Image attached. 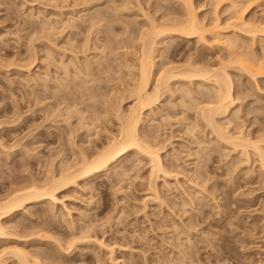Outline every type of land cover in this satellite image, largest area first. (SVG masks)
I'll use <instances>...</instances> for the list:
<instances>
[{
    "label": "rangeland",
    "instance_id": "rangeland-1",
    "mask_svg": "<svg viewBox=\"0 0 264 264\" xmlns=\"http://www.w3.org/2000/svg\"><path fill=\"white\" fill-rule=\"evenodd\" d=\"M124 1L0 0V195L4 194L9 188L14 187V185L16 186V182L10 183L11 180H27L29 178L31 179L37 177L39 178V180L42 181L45 178L46 171L50 169L51 166L58 167L60 162H71V160L73 159L71 153V149H73V146L75 149L85 148V150H88V153H91L92 155L94 151L96 152L107 143L106 140H108V137H110V135H118V121L112 114H107L104 112L103 105L104 102L107 100L106 98H108L109 95L114 94V89L116 87L118 89L116 88L117 90H115H119L118 96H120V94H124L121 97V99L124 97L121 102L122 110L124 112L127 111L128 108L133 104V99L131 97L126 96V91L128 89L127 84L133 82L132 78L128 77V72L126 73V71H128L129 68L131 70H134V68H132L131 66L127 68L124 65L119 64L118 61H114L113 59L117 57L118 59L115 60H121L122 58H124L121 54L126 53L125 51L130 52V49L131 52H133L131 44H134L135 38L137 44L139 43L137 40L138 38L136 37L138 33L137 26L139 25V23L140 25L144 23L145 21L143 20L145 19H143L144 17L141 15V11L139 10L137 2L140 1V5H142V9L145 13L149 12L150 16L153 15L152 17H157V19L159 18L161 13H164L166 10L167 11L165 13H172L173 15V13L175 12V14L177 15L174 14V17H179V13L182 12V10L184 9L182 7V4L178 2V0ZM192 1L193 6L196 7V15L198 17H201V19H204V21H210L209 19H213L217 13V15H220L219 17H221L219 21L222 22L227 17L226 15H228L229 13V9L225 8L226 5L220 4L217 7V4H213L215 2H213V0ZM179 3L181 4V6L179 5ZM214 5L217 8L214 7ZM127 7L131 10H129ZM160 7L161 9H159ZM171 8L173 9V11ZM246 15V18H253V16L255 18H259V16L261 17L262 14H260L258 8H253L251 12L249 11V13H246ZM117 17H120V22L117 20ZM125 23L131 25L126 31L127 36L126 34L123 35L126 36L127 40L135 37L133 40H126L130 47L121 46V44L124 43H120V41L124 39V36L121 34V32ZM91 26L93 27V29ZM109 30H113L111 31L113 33L118 32L117 35H119L118 38L120 40L118 38L116 40H118L117 42L119 43V45L115 43L116 40L114 44H112L114 46H116L117 44L118 47H120L119 49L118 47H116V49L114 47V49L117 50V53H121L119 55H117L116 53L114 55V51L112 54L110 53V55V47L105 48L104 46L106 45L107 40L110 39V36L107 38L108 34H110V32L107 33V31ZM225 30L228 32L223 33L224 35L233 36L229 28L228 30ZM88 36L90 38H88ZM235 36L238 41L241 42V44L237 42L239 43L238 45L242 46V48H240L241 51L249 53L256 52L255 54H253L256 57L263 59L264 54L260 51L262 50L260 49L261 46L264 44L262 42L264 40L263 36L256 37L255 42H253L252 38L242 36L238 33ZM84 38L87 40H85ZM175 38L176 39L171 44H168L169 46L166 44L158 45V47L161 46L163 48L161 49L163 52L167 51L166 53L171 58L172 62L175 63L174 65H176L177 62H179L177 63V65H179L180 63H182L181 65H183L185 61H183V59H187L190 54V58L192 59H194V57H198V59L200 60V57H203V59L205 60L204 61L202 59L203 62H206L207 60L206 63H208L209 65L211 64L209 62H212V65L215 68L217 67V65L220 66L218 62L225 60L222 61V63L224 62L225 64L228 61V52L225 53L226 50L224 51V49H222L223 47H220V45H212L209 47L208 45H206V43H202V45L201 42L199 43L195 38L186 39L178 36ZM165 41H167V39H165ZM247 42H249V45ZM82 44L84 45V47ZM107 44L108 45L106 46H110L109 42ZM193 48H195L194 50L198 53L199 56L197 55V53L193 54V52H195L192 50ZM103 49L107 52L106 54L103 53ZM82 50L85 51L83 52ZM257 53L261 55L257 56ZM86 55V58H88L87 60L84 57ZM103 56L106 57V59ZM218 57L221 60H219ZM73 58L76 62L83 61V64L85 62L91 63L93 60L90 59H94L95 61L98 58L99 62L104 60L103 62H101L102 67L100 68L102 69L105 66V68L103 69V71L106 69L104 71V74H101L103 73V71L100 73L97 70L98 66L96 65H99V62L97 63L96 61V64L94 63V61L92 62L93 64H90L91 67L89 69H91L92 71H88L89 74H92L91 76L88 75L87 79L92 80V78H94L92 80L93 82H90L91 84H89L88 82V84L90 85V88H87L89 89L88 92L92 91L93 93L94 90H96L95 92H99L98 94H100L99 97L97 96L96 98V103L92 101V103L94 105L96 104V106L92 105L90 100H88L89 103L87 101V104L91 105H89L88 107L86 101L82 99L84 98V96L81 98L82 100L80 98H77L78 96H76V99H80V101L78 100L76 102L75 92L77 91L75 90L77 89L75 88L77 87L75 86L78 82V79L80 81V77L75 79L74 82H71L72 84H75V88H73V85L70 84V81L72 80L71 77H73L72 73L74 71V67L72 64L67 65L69 67L68 70H72V73H69V71L67 74V77L71 78V80H69L70 86L67 87H71L75 91L74 92L72 90V93H74V97L73 94H69L71 90L68 91L66 88V90H64V88H62L63 86L60 87L57 84L56 77H58V75L59 78H61V76H66V74L63 75L64 73L61 67L62 65L60 63L64 62L63 64H65L69 61V59H72L73 61ZM79 58H81V60ZM41 59H43L44 62ZM155 59L157 60L158 57H156ZM123 60L120 62L123 63ZM109 61L112 69L114 70L108 69ZM231 61L233 63L234 60ZM231 61H229L230 64H228V68H226V71L229 73V76L231 73V78H235H232L234 84L232 87H235L236 84V87H239L240 97L239 100L236 101L238 102L240 110L239 117L242 116L240 120H243V124H241L243 129H241L244 132L246 130L247 132H252V134L254 133L260 135L264 131V111L260 112V109H257L258 112H255V108L264 106V75L263 77L258 76L256 79L257 82H255L254 80L252 82V80H248L249 78L247 77V75L244 74V72L239 71L235 68L238 67V65L234 64V66L232 65L233 67L230 66L232 64ZM76 62H74L76 65L80 63L82 64V62ZM236 62L237 61H235L234 63ZM55 63H57L58 65ZM115 65L119 66V68H117V66ZM120 65L122 66V68ZM124 67L127 69H125ZM116 68L119 69V71ZM96 70L101 74V76H103V79L101 76H99V78L103 80L102 82H98L99 80L97 76L99 74L97 75ZM120 70H123L122 72L127 75L121 78L126 80L125 84L124 80H119L120 77L124 75ZM110 73L113 76V79ZM115 73L117 74V77L116 75H113ZM80 75L81 74H79L78 76ZM52 76L54 77V79L52 78ZM104 76L106 79L104 78ZM82 77L84 81V78H86V76L82 75L81 80ZM37 78H40V80H38ZM87 79L85 81H87ZM107 79H110V82L107 81ZM94 80L96 81L94 82ZM111 83L117 85H112L113 87H115H112L114 92L110 91L112 88H108L111 86ZM78 85L80 86L83 84L81 82ZM84 85L83 90L87 87V84L86 87ZM121 85L124 87H122ZM178 85L179 84L173 86V89L174 87L176 88V86L178 87ZM96 87H98V89ZM123 88H125V90ZM121 89L123 91H121ZM242 90H245L246 93L245 91H243L245 93L244 94ZM177 91L176 94L178 95L179 92L177 93ZM71 96L75 100V104L72 101L73 99L71 98ZM241 96L243 97L241 98ZM164 97H168V100L169 94H165ZM173 99L172 101H178V98L176 100L175 98ZM83 101L85 102L84 104ZM237 102L235 103L236 105ZM163 103L166 105L168 101H163L162 104ZM58 104L59 106H61L59 107ZM85 105L89 109L86 108ZM160 105L161 103H158V106L160 108L162 106L163 111H165V108L167 106L164 107L165 105ZM255 105L259 106L257 107ZM92 106L94 108H97H95L94 111L93 109L91 111L90 107ZM156 106L157 105L154 106V110ZM252 106L255 107V110L251 109L253 108ZM176 108L172 110L174 116L172 117L171 115L165 120L159 118L160 113L155 112L156 114L154 115L156 116H154L152 112L145 111L146 113L150 112L153 115V117H151V114L144 113L145 115L143 116L146 117V120L147 118H151L155 121L156 124L154 123V121L152 123L151 120L150 122H147V124H145L144 126L142 125L143 127L141 126L142 131L145 130L144 132L151 133L152 135L155 133L154 136L156 137L154 138H157V141H162L165 144L164 151L161 152L162 161L164 165H166L165 167L170 169L172 173L173 171L174 173L177 171V174L175 176H173L174 174L170 172L171 174L169 177L162 178V176H160L158 177V179H156L155 184L159 188L158 191L160 192L157 193L160 198L158 196L156 197V194L152 192L149 187L148 182L150 181V175L148 173H150V166L148 164V160L145 159V157H140L131 153L122 160L123 163H118V166L121 167L116 168V170L118 171L117 175H110L108 173L107 176V173H102V176L100 175L99 177L91 178L88 180V183L85 182L88 187L84 186L85 184L83 181H79L76 187H71L70 190L62 192L60 197L61 199L63 198V207L60 204H56L54 208L51 209L50 205H48L47 202H42L30 206L28 208V210L31 211L30 213H28L29 211H26L27 213L23 211V215H19L18 218L24 220L25 224H27L28 226L32 225V229L28 227L30 229L29 231L33 232L41 229V227H39L38 230L36 228L43 222L44 219H46V221L49 223V228L46 227V230L48 229V233L44 229L46 231L45 233H47V238H49H44L41 240L39 238H36L35 235H33L31 237H35L34 244H32L33 242L30 241L31 243L28 242L26 246L29 244L30 245L28 247L32 248L35 246L37 248H41V246H44L43 248H41V250L54 253V244L58 241V239L59 241L62 240V242L66 239L64 242H67L68 240H70V236L73 232H82L85 229V232H87L85 234H88V238H90V236L92 237V235V238H97V236L98 239L101 238L102 243H104L103 247L101 246V244H99L98 246L95 241L92 242L95 239H88V243L86 242L87 238L83 239L81 240V242L85 241L84 244L77 243L79 246H77L78 248L73 250L72 248H70V250H65L62 253L65 254L66 252L65 257L63 255V260L66 263H63L264 264V180L262 181L261 179H258V177L260 178L261 175V170H259L258 166L259 162L256 160L255 157H252V159L246 163L239 162L238 159H241V156L238 155L239 153L235 150H230L228 147L224 149L221 144H214L215 142L211 140L214 138L210 134L208 129H204L203 131L202 127L200 128L198 126L194 127V129L190 132L187 131L184 127L186 123H192L191 120L193 121L194 118L193 112L189 111L187 113V111H184V113L182 114L181 112L183 111V108L181 106L179 108L178 106H176ZM263 108L264 107H261V110H263ZM71 109L72 112L73 110L81 109V112L78 110L80 113H76V111L72 113ZM248 109H251L252 112H254L246 114L248 112H251V110L249 111ZM172 111H170V114H172ZM75 113L76 115L74 116ZM165 113H163V115ZM178 113L180 115H178ZM96 115L98 116L96 117ZM146 115L151 116L147 117ZM181 115H183V117L187 116L186 118H188V122H186L187 120L185 121V119H183ZM79 116L85 117L84 120H86L87 116L90 120L88 119L87 122L85 121L87 123L86 124L82 119V122H84L86 125H82L84 123H82L81 121H79V123L81 122L82 124H79ZM90 116L93 120L90 118ZM104 117H107L106 120ZM108 117H110V119ZM63 118L66 121H64ZM252 118H254V121ZM157 120L160 122H158ZM91 123L93 125L94 123H96V125L93 126L91 125ZM88 125L91 126V128L89 127L87 130ZM97 126H99L98 129H96ZM103 127L105 128V130ZM79 128L80 130H78ZM257 128L259 129L257 130ZM254 129L256 130V132H262L255 133ZM183 130H186V132ZM69 135L70 138L68 137ZM203 141L204 144H202ZM198 142H202L201 145L197 144ZM201 147L206 148H204V150H201ZM209 149H212V153ZM207 150L210 152V156H208L209 158L206 156V153L208 152ZM195 152L200 154L197 155L198 157L200 156L199 158H202L200 159L201 161L198 160L199 162H197V156ZM202 152L204 155L202 154ZM217 152H219L220 154ZM201 154L204 157L201 156ZM237 156L240 157L237 159ZM57 157L59 158L57 159ZM37 158L40 161H38ZM195 161L197 162V167L194 165ZM202 161H204L203 167L205 168L206 176L204 175L203 168L202 170H200L199 168L200 165H202ZM192 169L197 170L195 174L196 177H193L194 174L192 173L195 172V170ZM119 172L122 174L121 176H119ZM109 179H111L112 181L111 184ZM163 179L166 181L165 183ZM168 182L170 185L168 184ZM166 183L167 185L164 186V184ZM200 188H202V190ZM261 209L263 212L261 211ZM44 214L48 215L49 217H44ZM33 223H38L39 225L37 224L38 226L36 227V224ZM89 224H91L90 227L86 229L88 227L87 225ZM192 225H194V227H191ZM91 227L94 228L92 229ZM44 230L42 231L44 232ZM88 230H91V232H89ZM31 237H29V239ZM54 239L57 240L55 241ZM38 241H40L41 243ZM85 244L87 246H85ZM104 245L108 246L105 247ZM51 246L54 247L52 248ZM111 247L113 248L112 252H110ZM28 249L30 250L31 248Z\"/></svg>",
    "mask_w": 264,
    "mask_h": 264
},
{
    "label": "bare ground",
    "instance_id": "bare-ground-1",
    "mask_svg": "<svg viewBox=\"0 0 264 264\" xmlns=\"http://www.w3.org/2000/svg\"><path fill=\"white\" fill-rule=\"evenodd\" d=\"M92 1V0H91ZM124 1V0H123ZM136 1V0H135ZM216 3H215V2ZM87 2V1H86ZM126 2V1H124ZM123 2V3H124ZM155 2V1H153ZM178 2H180L182 4V12H180L179 17H174L175 12L173 13H161V15L159 16V18L157 19V17L153 18L152 16H150L149 12L145 13L143 11V7L142 5H140V1H138L137 5L139 7V10L141 11V15L144 17L143 21H145L144 23H142L141 21V25L139 23L138 27V33H137V40H138V44L135 41V37L133 35V37L135 38H130V39H134V44H131V48L133 49L131 52L125 51L126 55L121 54V53H117L116 47H118L119 43L117 42L118 40H116L118 38L119 35H117L116 32H111L113 30H109L107 31L110 32V34H108L107 38L109 37L110 39L107 40V43L109 42L110 46H106L108 45L106 43L105 48L110 47V52L109 54L113 53L114 51V55L115 53L117 55L121 54L123 55L120 61H122L123 59V63L120 62L119 60H115L118 59L117 57H113L114 61H118L119 64L124 65L125 67L129 68L130 66L132 68H134V70L132 69H128V71H126V73L128 74L129 78H132L133 82L127 84V95L128 97H131L133 99V104L128 108L127 111H123L122 110V98L121 97L124 94H120V96H118V91H116L117 89L115 87H113L112 85H114L113 83H111V86L108 88H115L113 91V88L110 90L111 92L113 91L114 94L113 95H109L108 98H106L107 100L104 102V112L107 114H112L115 119L118 121V135L116 136H111L108 137L107 143L102 146L99 150H97L96 152L94 150V153L91 155V153H88V150H85V148H77L75 149L74 146L72 147V160L71 162H60L59 166H54L50 169H48L46 171V175L45 178L41 181L39 180V178H29L27 180H9L10 183H15L16 182V186L14 185V187L12 188H7L8 190L4 193L0 195V264H65L66 262L63 260V255L65 257V254H62L65 250H70V248L76 249L78 248V244L77 243H85V241L81 242V240L86 239V242L88 243V239L91 238L95 239L92 242L95 241V243H97V245L99 246V244H101V246L103 247L102 240L101 238L98 239L97 238H92L90 236V238H88V234H85L87 232H85V229L81 232H73L72 233V238L70 236V240H68L67 242H64L65 240H60L58 239V241L54 244L55 247L53 248V252H47V251H43L41 250V248H43L41 246V248H36L35 247H28L29 245L26 246V244H28V242H33L32 244H34V238H39V239H44L47 238V233H48V229L46 230V227H48L49 223L46 221V219L43 220V222L39 225L38 223H33L36 224V228L37 230L39 229V227H41V229H39L38 231H29L30 229L28 227H30L32 229V225L28 226L27 224H25L24 220L19 219V215L22 214V212H28V208L32 205H35L37 203H42V202H47L48 205H50V208H54V206L56 204H60L63 207V198L61 199L60 195L62 192L70 190L71 187H76L79 183V181H83L84 182V186H87L86 183H88V180L91 178H96L99 177L102 173L108 176V173L111 175L113 174H118L116 168L121 167L118 166V163L120 164V162H122V160L127 156L130 155L131 153L138 155L140 157H145V159L148 160V164L150 166V173H148L150 175V181L149 183V187L150 190H152V192H154L156 194V197L158 196L157 192L158 191V187L156 186V179H158V177L162 176V178L164 177H169L170 174L172 173L170 169L166 168L162 161L161 158V152L164 151L165 148V144L161 141H157V138H154L156 136H154V134L152 135L151 133H146L144 132L145 130L142 131V127L147 124V122H150L152 119L151 118H147L143 116L145 115L144 113H146L147 111L152 112V114H156L160 113V119H167L168 117H170L172 115V117L174 116V113L172 110H174L176 108V106H178V108L181 106L183 109V111L181 112L182 114L184 113V111H187V113L189 111L193 112V121L191 120L192 123L188 122V118L183 117V115H181L183 117V119H185L186 123L185 124V129L187 131H192L194 129V127H202L203 131L204 129H208L210 134L213 136L214 139L213 142H215L214 144H221L223 146V148L225 149L226 147H228L230 150H235L237 151L236 153L238 155L241 156V159L237 156L236 158L238 159L239 162H248L249 160L252 159V157H255L256 160L259 162V170H261V175L260 178L258 177V179H261L262 181L264 180V131L262 132V134L257 135V134H252V132H247L245 130V132L242 130V125L243 124V120L241 121L239 117V106H238V102L236 100H239V87L237 88L236 85L235 87H232L233 84V80L232 77L231 78V73L229 76V73L226 71V68H228V64L229 61L234 60L233 63L231 61V65L230 66H234L238 65V67H235L237 70L244 72L245 75H247V77L249 78L248 80H253L255 82L258 76H262L264 75V57L263 59L256 57L254 54L256 52L253 53H249V52H244L241 51L240 48H242L241 45H238L239 43L241 44V42L238 41V39L236 38L235 35L241 34L242 36L245 37H250L252 38L253 42H255V38L259 37V36H263L264 37V0H213V4H217L216 6L218 7V5H226V9H229V13L228 15H226L227 17L221 22L219 21L221 17H219L220 15L214 16L213 19H209L210 21H204V19H201V17H198L195 13L196 7L193 6V1L192 0H178ZM118 3V2H117ZM131 3V2H130ZM136 3V2H135ZM161 3V2H160ZM179 3V5L181 6V4ZM129 4V3H128ZM126 5V4H125ZM130 6V5H129ZM133 6V5H132ZM155 6V4H154ZM159 6V5H158ZM214 5V7H216ZM86 7V6H85ZM107 7V6H106ZM123 7V6H122ZM126 7V6H125ZM124 7V8H125ZM216 7V8H217ZM223 7V6H222ZM109 8V7H108ZM119 8V7H118ZM123 8V9H124ZM128 8V7H127ZM131 8V7H130ZM134 8V7H133ZM157 8V7H156ZM165 8V7H164ZM224 8V7H223ZM221 8V9H223ZM253 8H258L259 12L261 15V17L259 16V18H255L253 16V18H246V13H249V11L251 12V10ZM90 9V8H89ZM129 9V8H128ZM155 9V8H154ZM161 9V7L159 8ZM158 9V10H159ZM172 9V8H171ZM131 10V9H129ZM152 10V9H151ZM87 11V10H86ZM117 11V9H116ZM126 11V10H125ZM156 11V10H155ZM173 11V9H172ZM217 11V10H216ZM227 11V10H225ZM254 11V10H253ZM153 12V11H152ZM169 12V11H168ZM171 12V11H170ZM131 13V12H130ZM140 13V12H139ZM155 13V12H154ZM153 13V14H154ZM227 13V12H226ZM32 14V13H31ZM96 14V13H95ZM102 14V13H101ZM117 14V13H116ZM126 14V13H125ZM135 14V13H134ZM171 14V16H170ZM86 15V14H85ZM91 15V14H90ZM158 15V14H157ZM177 15V14H175ZM73 16V15H72ZM155 16V15H154ZM39 17V16H38ZM86 17V16H85ZM124 17V16H123ZM127 17V15H126ZM129 17V16H128ZM131 17V16H130ZM135 17V15H134ZM219 17V18H218ZM252 17V15H251ZM31 18V17H30ZM37 18V17H36ZM57 18V17H56ZM76 18V17H75ZM109 18V17H108ZM114 18V17H113ZM116 18V17H115ZM118 18V17H117ZM120 18V17H119ZM119 18L117 19L119 22L121 21V19L119 20ZM125 18V17H124ZM206 18V17H204ZM79 19V18H78ZM98 19V18H97ZM127 19V18H126ZM140 19V18H138ZM65 20V19H64ZM63 20V21H64ZM72 20V19H70ZM116 20V21H117ZM136 20V19H135ZM208 20V18H207ZM67 21V20H66ZM75 21V20H74ZM77 21V20H76ZM86 21V20H85ZM90 21V20H89ZM92 21V20H91ZM94 21V20H93ZM102 21V20H101ZM110 21V19H109ZM113 21V20H112ZM115 21V22H116ZM137 21V20H136ZM68 22V21H67ZM127 22V21H126ZM139 22V21H138ZM74 23V22H73ZM129 23V22H128ZM41 24V23H40ZM45 24V23H44ZM91 24V23H90ZM89 24V26H90ZM98 24V23H97ZM118 24V23H116ZM122 24V22H121ZM42 25V24H41ZM48 25V24H47ZM67 25V24H66ZM69 25V24H68ZM94 25V24H93ZM96 25V24H95ZM112 25V24H111ZM115 25V24H114ZM131 25V24H130ZM127 23L124 24V27L122 29L121 34H126L127 29L129 28V26ZM46 26V25H45ZM53 26V25H52ZM41 27V26H40ZM63 27V26H62ZM92 27V26H91ZM52 28V27H51ZM50 28V29H51ZM54 28V27H53ZM88 28V27H87ZM98 28V27H97ZM96 28V29H97ZM113 28V27H112ZM231 30L230 32H232L231 34H233V36H228V35H224L223 33L228 32L225 29ZM71 29V28H70ZM93 29V27H92ZM46 30V29H45ZM91 30V29H90ZM89 30V31H90ZM130 30V29H129ZM133 30V29H132ZM119 31V30H118ZM71 32V31H70ZM130 32V31H128ZM132 32V31H131ZM48 33V32H47ZM120 33V32H119ZM134 33V32H133ZM38 34V33H37ZM105 34V33H104ZM120 34V35H121ZM228 34V33H227ZM97 35V34H96ZM95 35V36H96ZM105 36V35H104ZM124 36V35H123ZM127 36V34H126ZM126 36H124L123 40L120 41L123 42L124 44H121V46L124 47H130V45H128L127 41H129L130 39L127 40ZM132 36V35H130ZM182 37V38H186V39H191V38H195L197 39V41L201 44L202 43H206V45L210 46H216V45H220V47H223L222 49H224L225 53L228 52L227 54V63L224 64V62H218L220 64V66L217 65V67L215 68L212 65V62L210 65L207 62H203L202 59L200 57V60L198 59V57H194V59L190 58V55L187 59H183L184 63L183 65H181L182 63H180L179 65H174L175 63L172 62L171 58L167 55V51L163 52L161 49H163L161 46L158 47V45H168L171 44L176 38L175 37ZM47 37V36H46ZM44 38V37H43ZM87 38V37H86ZM88 38H90L88 36ZM129 38V37H128ZM240 38V37H239ZM85 39V38H84ZM119 39V38H118ZM165 39H167V41H165ZM242 39V38H241ZM246 39V38H245ZM249 39V38H248ZM87 40V39H85ZM92 40V39H91ZM116 40V42H115ZM120 40V39H119ZM127 40V41H126ZM131 40V41H132ZM90 41V40H89ZM189 41V40H188ZM242 41V40H241ZM258 41V40H257ZM48 42V41H47ZM88 42V41H87ZM93 42V41H92ZM117 43L116 46H114L113 44ZM133 42V41H132ZM136 42V43H135ZM239 42V43H237ZM243 42V41H242ZM264 43V40L262 41ZM53 43V42H52ZM55 43V42H54ZM89 43V42H88ZM113 43V44H112ZM130 43V42H129ZM196 43V42H195ZM208 43V44H207ZM249 45V42H247ZM262 43V44H263ZM77 44V43H76ZM96 44V43H95ZM253 44V43H252ZM53 45V44H52ZM83 45V44H82ZM88 45V44H87ZM113 45V46H112ZM203 45V44H202ZM247 45V44H246ZM251 45V44H250ZM55 46V45H54ZM90 46V45H89ZM169 46V45H168ZM241 46V47H240ZM252 46V45H251ZM248 46V47H251ZM56 47V46H55ZM64 47V46H63ZM62 47V48H63ZM84 47V45H83ZM93 47V46H92ZM95 47V45H94ZM115 47V49H114ZM219 47V46H217ZM59 48V47H57ZM72 48V46H71ZM90 48V47H89ZM97 48V47H96ZM104 48V47H103ZM104 48V49H105ZM120 47H118L119 49ZM122 48V47H121ZM170 48V47H169ZM173 48V47H172ZM51 49V48H50ZM91 49V48H90ZM103 49V50H104ZM195 48H193L192 50H194ZM209 49V48H208ZM245 49V48H244ZM262 50H260L263 54H264V44L261 46ZM53 50V49H52ZM67 50V49H66ZM88 50V49H86ZM95 50V49H94ZM108 50V51H109ZM127 50V49H126ZM165 50V49H164ZM168 50V49H167ZM64 51V50H63ZM75 51V50H74ZM83 51V50H82ZM85 51V50H84ZM83 51V52H84ZM105 51V50H104ZM103 53H107L106 51ZM116 51V52H115ZM175 51V50H174ZM220 51V50H219ZM246 51V50H245ZM48 52V51H47ZM82 52V53H83ZM87 52V51H86ZM100 52V51H99ZM119 52V51H118ZM172 52V51H171ZM192 52V51H191ZM199 52V51H198ZM221 52V51H220ZM51 53V52H50ZM72 53V52H71ZM81 53V52H80ZM79 53V54H80ZM188 53V52H187ZM197 53L196 51L193 52ZM49 54V53H48ZM54 54V53H53ZM104 54V56H105ZM108 54V55H109ZM110 54V55H111ZM250 54V55H249ZM77 55V54H76ZM98 55V54H97ZM170 55V54H169ZM185 55V54H184ZM187 55V54H186ZM198 55V53H197ZM226 55V54H225ZM259 54L257 53V56ZM261 55V54H260ZM259 55V56H260ZM99 56V55H98ZM103 56V57H104ZM107 56V55H106ZM191 56V57H192ZM196 56V55H195ZM199 56V55H198ZM220 56V55H218ZM37 57V56H36ZM65 57V56H64ZM85 58L87 57L84 56ZM92 57V56H91ZM102 57V58H103ZM108 57V56H107ZM158 57V59L156 60L155 58ZM222 57V56H221ZM224 57V56H223ZM48 58V57H47ZM106 59V57H104ZM219 58V57H218ZM230 58V59H228ZM37 59V58H36ZM40 59V58H39ZM45 59V57H44ZM62 59V57H61ZM78 59V58H77ZM81 60V58H79ZM88 58H86L87 60ZM101 59V58H99ZM226 59V58H225ZM35 60V59H34ZM43 60V59H41ZM76 60V59H75ZM93 60L94 59H90ZM89 60V61H90ZM98 60V58H97ZM95 60L97 63L99 62V60L97 61ZM112 60V59H111ZM112 60V61H113ZM204 60V59H203ZM219 60H221L219 58ZM54 61V60H53ZM61 61V60H60ZM70 61V62H69ZM68 62H66L65 64H63L62 62H58L60 63L62 70H63V75L66 74L65 77L61 76V78L56 77L57 80V84L58 86L64 88V90H68L71 92L69 93L70 95L73 94L74 97V93H72L74 90L71 87H67L73 85L72 87L77 89L75 91V99L76 96H78L77 98H82L84 96V98H82L83 100L87 101L90 100V102H97V96L99 97L100 94H98L99 92H95L96 90H94V92L92 93V91L88 92L90 88L91 84L90 82H93L92 80L94 78L91 79H87L88 75L91 76L92 73L89 74L90 70L89 69L91 66L90 64H93L91 61V63L89 62H85L82 64L78 61H73L76 63H80V64H75L72 59H69ZM85 61V59H84ZM94 61V63H95ZM104 60L100 61L98 64L100 65H96L98 66L97 70L101 73L103 71V69L105 68V66L100 69L101 66V62H103ZM107 61V60H106ZM182 61V60H181ZM205 61V60H204ZM210 61V60H209ZM235 61H237L236 63H234ZM34 62V61H33ZM44 62V60H43ZM47 62V61H46ZM49 64V63H47ZM57 64V63H55ZM69 64H72L74 67V71L72 73V70L69 69L68 70V66ZM96 64V63H95ZM107 64V63H106ZM53 65V64H52ZM58 65V64H57ZM70 65V66H72ZM120 65V66H121ZM212 65V66H211ZM109 68L108 69H112L111 65H110V61L108 64ZM106 66V67H108ZM117 66V65H115ZM229 66V67H230ZM232 66V67H233ZM49 67V65H48ZM61 67H60V71H61ZM111 67V68H110ZM124 67V68H125ZM72 68V67H71ZM95 68V67H94ZM117 68H119V66H117ZM116 68V69H117ZM122 68V66H121ZM125 68V69H127ZM234 68V69H235ZM48 69V68H47ZM96 69V68H95ZM233 69V68H232ZM29 70V69H28ZM96 70V72H97ZM106 70V69H105ZM104 70V71H105ZM114 70V69H112ZM119 71V69H117ZM47 71V70H46ZM70 71V72H69ZM89 71V72H88ZM92 71V70H91ZM95 71V70H94ZM103 71L104 74L105 72ZM111 71V70H110ZM121 72L123 70H120ZM53 72V71H52ZM72 73L73 77L72 80L71 78L67 77V74ZM97 72V77H98V82H102L103 80H101V78H99V76H101V74ZM107 72V71H106ZM109 72V71H108ZM112 72V71H111ZM241 72V74H242ZM50 73V72H49ZM59 73V72H58ZM123 73V72H122ZM235 73V72H234ZM79 74H81L80 76H78ZM124 74V73H123ZM47 75V74H46ZM62 75V74H61ZM84 75L86 76V78H84L83 81V77L81 80V76ZM111 75V73H110ZM114 76L117 74H113ZM126 74L122 75V77H120L119 80H124L121 79L123 78V76L125 77ZM27 76V75H26ZM36 76V75H35ZM71 76V74H70ZM127 76V75H126ZM48 77V76H47ZM80 77V81L78 79V82L75 86V84L71 83L74 82L75 79ZM95 77V78H97ZM103 79V76H101ZM108 77V76H107ZM112 79L113 76L111 75ZM51 78V77H50ZM52 78L54 79V77L52 76ZM69 78V79H68ZM105 78V76H104ZM109 78V77H108ZM22 79V78H21ZM38 79V78H37ZM46 79V78H45ZM74 79V80H73ZM87 79V81H85ZM106 79V78H105ZM111 79V81H112ZM117 79V78H115ZM235 79V78H234ZM31 80V79H30ZM40 80V78L38 79ZM49 80V79H47ZM69 80L70 84H69ZM91 80V81H90ZM94 80V82L96 81ZM101 80V81H100ZM110 79H107V81H109ZM131 80V81H132ZM114 81V80H113ZM239 81V80H238ZM44 82V81H43ZM82 82V84L84 85L86 88L83 90V85H78ZM89 82V84H88ZM110 82V81H109ZM119 82V81H118ZM126 80H124V84H125ZM129 82V81H128ZM127 82V83H128ZM115 83V82H114ZM37 84V83H36ZM56 84V85H57ZM69 84V85H68ZM93 84V83H92ZM178 85V87L176 86V88L173 86ZM44 85V84H43ZM78 85V86H77ZM95 85V84H94ZM92 85V86H94ZM116 85V84H115ZM114 85V86H115ZM212 85V86H210ZM257 85V84H256ZM75 86V87H74ZM89 86V87H88ZM99 86V85H98ZM117 86V85H116ZM122 86V85H121ZM44 87V86H43ZM46 87V86H45ZM124 87V86H122ZM61 88V89H62ZM66 88V89H65ZM98 89V87H96ZM126 88V87H125ZM125 88H123L125 90ZM234 88V90H233ZM236 88V91H235ZM59 89V88H58ZM73 90V91H72ZM93 90V89H91ZM107 90V89H106ZM178 90V91H177ZM59 91V90H58ZM85 91V92H84ZM87 91V92H86ZM121 91H123L121 89ZM179 92V94H176ZM245 90H242V92ZM110 92V93H111ZM62 93V92H61ZM78 93V95H77ZM102 93V92H101ZM105 93V92H104ZM109 93V94H110ZM117 93V94H116ZM167 93L169 94V99L167 100L166 97H164V95ZM244 93V92H243ZM242 93V94H243ZM246 93V91H245ZM244 93V94H245ZM56 94V93H55ZM240 94H241V89H240ZM54 95V94H53ZM52 95V96H53ZM125 96V97H126ZM66 97V96H65ZM120 97V100H119ZM243 96H241L242 98ZM72 98V96H71ZM104 98V97H102ZM163 98V99H162ZM175 98V100L177 99L178 103L176 101H172V99ZM73 99V98H72ZM71 99V100H72ZM80 99H76V102ZM81 99V100H82ZM126 99V98H125ZM67 100V99H66ZM174 100V99H173ZM64 101V100H63ZM75 104V100H72ZM163 101H168V103L165 105L164 103L162 104ZM237 102V105L235 104ZM70 102V100H69ZM95 102V103H96ZM176 102V103H175ZM66 103V102H65ZM72 103V102H71ZM78 103H82V102H78ZM77 103V104H78ZM85 102L83 101V104ZM89 103V101H88ZM100 103V102H99ZM158 103H161V105H165V111H163V107L161 106V108L158 106ZM240 103V102H239ZM64 104V103H63ZM73 104V103H72ZM73 104V105H74ZM101 104V103H100ZM65 105V104H64ZM82 105V104H81ZM88 107L90 104H87ZM92 105H94L92 103ZM99 105V104H97ZM157 105L155 107L154 110V106ZM243 105V104H242ZM59 106V104H58ZM57 106V107H58ZM61 106V105H60ZM59 106V107H60ZM76 106V105H75ZM86 106V105H85ZM91 106V105H90ZM96 106V104L94 105ZM237 106V107H236ZM257 106V105H255ZM259 106V105H258ZM257 106V107H258ZM86 106V108H88ZM93 107V106H92ZM90 107L91 111L97 107ZM238 109H236V108ZM242 107V106H241ZM253 110H255V112H258L257 109H260L259 111L262 112L264 111L261 110V107L264 106H260L259 108H255L254 106H252ZM73 108V107H72ZM255 108V109H254ZM89 109V108H88ZM157 109V110H156ZM167 109V110H166ZM177 109V108H176ZM242 109V108H241ZM250 109V110H251ZM70 110V109H69ZM77 110H73L71 109V112L74 113V111H76V113H80L81 109L78 111ZM87 110V109H86ZM85 110V111H86ZM98 110V109H97ZM249 110V109H248ZM247 110V111H248ZM249 110V111H250ZM61 111V110H60ZM68 111V110H67ZM88 111V110H87ZM146 111V112H145ZM168 111V112H166ZM172 111V114H170ZM246 111V112H247ZM56 112V111H55ZM58 112V111H57ZM150 112L146 113V114H151ZM166 112V113H165ZM245 112V113H246ZM254 112V111H253ZM252 110L251 112H248L246 114L249 113H253ZM59 113V112H58ZM62 113V112H61ZM76 113L74 114V116L76 115ZM97 113V112H96ZM95 113V114H96ZM101 113V112H100ZM163 113H165L163 115ZM82 114V113H81ZM99 114V113H98ZM151 114V115H152ZM186 114V113H185ZM67 115V114H66ZM73 115V114H72ZM84 115V114H83ZM94 115V114H93ZM92 115V116H93ZM103 115V113H102ZM105 115V114H104ZM151 115H146L151 116ZM153 115L151 117H153ZM158 115V114H157ZM158 115V116H159ZM178 115H180L178 113ZM60 116V115H58ZM69 116V115H68ZM88 116V115H87ZM86 116V120H84L85 117H81L78 118V123L79 121H83L84 122L88 121V117ZM98 115H96L97 117ZM101 116V115H99ZM156 116V115H154ZM65 117V116H64ZM72 117V116H71ZM112 117V118H114ZM145 117V118H144ZM162 117V118H161ZM176 117V116H175ZM181 117V118H182ZM255 117V116H254ZM257 117V116H256ZM91 118V116H90ZM105 118V117H104ZM107 118V117H106ZM105 118V120H106ZM110 119V117H108ZM145 120H144V119ZM178 118V117H177ZM176 118V119H177ZM55 119V118H54ZM57 119V117H56ZM64 119V118H63ZM81 119V120H80ZM83 119V120H82ZM92 119V118H91ZM155 119V118H154ZM174 119V118H173ZM190 119V118H189ZM254 121V118H252ZM90 120V119H89ZM93 120V119H92ZM97 120V119H96ZM115 120V121H116ZM156 120V119H155ZM240 120V122H239ZM64 121H66L64 119ZM103 121V120H102ZM154 120H152L151 122L153 123ZM158 121V120H157ZM168 121V120H167ZM170 121V120H169ZM178 121V120H177ZM190 121V120H189ZM256 121V120H255ZM57 122V121H56ZM79 124H82V123ZM85 122V123H86ZM90 122V121H89ZM88 122V123H89ZM160 122V121H158ZM184 122V121H183ZM82 124V125H86V124ZM155 123V121H154ZM176 123V122H175ZM178 123V122H177ZM66 124V123H65ZM69 124V123H67ZM74 124V123H73ZM77 124V123H76ZM156 124V123H155ZM180 124V123H179ZM241 126H240V125ZM90 125V124H89ZM87 127L88 128L91 126ZM91 125H93L91 123ZM94 125H96V123H94ZM93 125V126H94ZM117 125V126H118ZM143 125V126H142ZM150 125V124H149ZM148 125V126H149ZM160 125V123H159ZM182 125V123H181ZM184 125V124H183ZM142 126V127H141ZM147 126V125H146ZM76 127V125H75ZM99 126H97L96 129H98ZM104 128V127H103ZM242 128V129H241ZM261 128V127H260ZM86 129V127H85ZM146 129V128H145ZM197 129V128H196ZM246 129V128H245ZM259 128H257L258 130ZM264 129V128H263ZM80 130V128L78 129ZM90 130V129H89ZM105 130V128H104ZM107 130V129H106ZM110 130V129H109ZM186 130H183L186 132ZM262 130V129H261ZM253 131V130H252ZM255 133H261L260 131L256 132V130L254 129ZM253 131V132H254ZM70 132V131H69ZM89 132V131H88ZM96 132V131H93ZM110 132V131H109ZM108 132V133H109ZM208 132V134H209ZM247 132V133H246ZM90 133V132H89ZM99 133V132H97ZM107 133V132H106ZM91 134V133H90ZM114 134V133H113ZM71 135V134H70ZM70 135L68 136L70 138ZM76 135V134H75ZM89 136V135H88ZM196 136V134H195ZM194 136V137H195ZM203 136H204V132H203ZM202 136V137H203ZM77 137V136H76ZM79 137V136H78ZM75 138V137H74ZM91 138V137H90ZM73 139V138H72ZM87 140H91V139H87ZM93 140V139H92ZM71 141V140H69ZM68 141V142H69ZM208 141V140H207ZM206 141V142H207ZM74 142V141H73ZM88 142V141H87ZM70 143V142H69ZM76 143V142H75ZM202 142H198L197 144L201 145ZM212 143V141H211ZM73 144V143H72ZM79 144V143H78ZM77 144V145H78ZM93 144V142H92ZM91 144V145H92ZM204 144V141L203 143ZM70 145V144H69ZM103 145V144H102ZM207 145V144H206ZM220 145V148H221ZM6 146V145H5ZM4 146V147H5ZM24 146V145H23ZM76 146V145H75ZM209 146V145H208ZM207 146V147H208ZM3 147V146H2ZM90 147V146H89ZM98 147V146H97ZM13 148V147H12ZM204 148L206 147H201V150H204ZM5 149V148H4ZM8 149V148H7ZM93 149V148H92ZM206 150V149H205ZM210 152L212 153V149ZM228 150V149H226ZM65 151V150H64ZM208 151V150H207ZM223 151V149H222ZM225 151V150H224ZM27 152V151H26ZM37 152V151H36ZM199 152V151H198ZM210 152L208 151L206 153V156H210ZM215 152V151H214ZM226 152V151H225ZM228 152V151H227ZM196 153V159L197 162H199L198 160L202 159L199 158L198 155H200L199 153ZM205 153V152H204ZM219 153V152H217ZM26 154V153H25ZM29 154V153H28ZM41 154V153H40ZM198 154V155H197ZM203 154V152H202ZM201 154V156H203ZM220 154V153H219ZM236 154V155H237ZM10 155V154H9ZM37 155V154H36ZM63 155V153H62ZM61 155V156H62ZM225 155V154H223ZM228 155V154H227ZM11 156V155H10ZM30 156V155H29ZM65 156V155H64ZM205 156V157H206ZM36 157V156H35ZM53 157V156H52ZM204 157V156H203ZM40 158V157H39ZM51 158V157H50ZM59 157H57L58 159ZM209 158V157H208ZM235 158V159H236ZM11 159V158H10ZM55 159V158H54ZM142 159V158H141ZM205 159V158H204ZM38 160V158H37ZM61 160V159H60ZM140 160V158H139ZM206 160V159H205ZM208 160V159H207ZM255 160V161H256ZM40 161V160H38ZM64 161V160H63ZM201 161V160H200ZM237 161V162H238ZM195 161L194 165L197 167V163ZM207 162V161H206ZM236 162V163H237ZM238 162V163H239ZM45 163V162H44ZM123 163V162H122ZM129 163V161H128ZM204 161H202V165H200V170H204V175H205V168L203 167ZM40 164V162H39ZM53 164V163H52ZM198 165V166H199ZM42 167V166H41ZM193 167V168H196ZM206 167V165H205ZM175 168V167H174ZM122 169V168H121ZM120 169V170H121ZM178 169V168H177ZM119 170V169H118ZM190 170V169H189ZM195 170V172H193L192 174H194L193 177H196V169H192ZM45 171V170H44ZM171 172V173H170ZM177 172V171H176ZM173 173V176H175L177 173ZM192 172V171H191ZM202 172V171H200ZM125 173V172H123ZM198 173V172H197ZM119 176H121L122 174L119 172ZM209 174V173H208ZM12 175V174H10ZM198 175V174H197ZM203 175V174H202ZM102 176V175H101ZM201 176V175H200ZM206 176V175H205ZM210 176V175H209ZM115 177V176H114ZM199 177V176H198ZM197 177V179H198ZM12 178V176H11ZM23 178V177H22ZM148 178V177H147ZM172 178V177H171ZM177 178V177H176ZM203 178V177H200ZM199 178V179H200ZM10 179V178H9ZM15 179V178H13ZM175 179V178H174ZM206 179V177H205ZM204 179V180H205ZM241 179V178H239ZM164 180V179H163ZM162 180V181H163ZM203 180V179H201ZM110 184L112 183L111 179H109ZM261 181V182H262ZM86 182V183H85ZM115 182V180H114ZM166 181L164 180V183ZM178 182V181H177ZM198 182V181H197ZM196 182V183H197ZM228 182V181H227ZM202 183V182H201ZM204 183V182H203ZM20 184V185H19ZM163 184V183H162ZM169 184V182H168ZM200 184V183H199ZM264 184V183H263ZM18 185V186H17ZM89 185V184H88ZM167 185L164 184V186ZM170 185V184H169ZM202 185V184H201ZM220 185V184H219ZM223 185V184H222ZM13 186V185H12ZM111 186V185H109ZM206 186V185H204ZM80 187V186H79ZM88 187V186H87ZM148 187V188H149ZM210 187V186H209ZM213 187V186H212ZM83 188V187H82ZM85 188V187H84ZM170 188V187H169ZM204 188V187H203ZM167 189V188H166ZM202 190V188H200ZM205 189V188H204ZM84 190V189H83ZM89 190V189H88ZM92 190V189H91ZM169 190V189H168ZM200 190V191H201ZM214 190V189H213ZM216 190V189H215ZM4 191V190H3ZM208 192V191H207ZM160 195V194H159ZM155 196V195H154ZM159 197V196H158ZM160 198V197H159ZM156 199V198H155ZM163 199V198H162ZM158 200V199H157ZM160 202V201H159ZM45 205V204H43ZM56 208V207H55ZM66 208V206H65ZM50 209V210H51ZM62 209V208H61ZM67 210V209H66ZM65 210V211H66ZM45 211V210H44ZM48 211V210H47ZM53 211V210H52ZM262 211V209H261ZM26 212V213H27ZM31 211H29L28 213H30ZM68 212V211H67ZM263 212V211H262ZM50 213V212H49ZM61 213V211H60ZM58 214V213H57ZM56 214V215H57ZM23 215V214H22ZM21 215V216H22ZM29 215V214H26ZM45 215V214H44ZM70 215V214H69ZM48 215H45L44 217H46ZM66 216V215H65ZM30 217V216H29ZM27 217V218H29ZM49 217V216H48ZM47 217V218H48ZM56 217V216H55ZM54 217V218H55ZM64 217V216H63ZM62 217V219H63ZM36 218V217H35ZM40 218V216H39ZM85 218V217H84ZM31 219V218H30ZM29 219V220H30ZM83 219V218H82ZM54 221V220H53ZM188 221V220H187ZM71 222V221H70ZM82 222V221H81ZM88 222V221H87ZM86 222V223H87ZM193 222V221H192ZM73 223V222H72ZM71 223V224H72ZM90 223V222H89ZM92 223V222H91ZM32 224V223H31ZM38 224V225H37ZM59 224V223H58ZM69 224V223H68ZM67 224V225H68ZM78 224V223H77ZM173 224V223H172ZM91 224L85 226L87 227L86 229H88L90 227ZM93 225V224H92ZM160 225V224H159ZM175 225V224H174ZM35 226V225H34ZM173 226V225H172ZM170 227V226H169ZM191 227H194V225H192ZM49 228V227H48ZM73 228V227H72ZM92 228V227H91ZM94 228V227H93ZM92 228V229H93ZM96 228V226H95ZM47 233H45L46 231ZM91 229V230H92ZM44 230V232L42 231ZM70 230V229H69ZM76 230V229H75ZM79 230V229H78ZM91 230L89 232H91ZM95 230V229H94ZM93 230V231H94ZM41 232V233H40ZM70 232V231H68ZM84 233V234H83ZM35 235V237H31ZM50 235V234H49ZM48 235V236H49ZM66 235V234H65ZM64 235V236H65ZM87 235V237H86ZM29 237H31L29 239ZM27 238V239H26ZM49 238V237H48ZM47 238V239H48ZM54 238V237H53ZM26 239V240H25ZM56 239V240H57ZM61 239V238H60ZM55 240V239H54ZM55 240V241H56ZM30 242V243H31ZM40 242V241H38ZM91 242V241H90ZM89 242V243H90ZM41 243V242H40ZM86 243V244H87ZM107 243V242H106ZM39 244V243H38ZM82 244V245H83ZM85 244V246H87ZM127 244V243H126ZM184 244V243H183ZM36 245V244H35ZM43 245V243H42ZM94 245V243H93ZM110 245V244H109ZM115 245V243H114ZM122 245V244H121ZM22 246V247H20ZM32 246V245H31ZM78 246V247H77ZM105 246V245H104ZM108 246V245H107ZM105 246V247H107ZM179 246V245H178ZM177 246V247H178ZM31 248L30 250L28 248ZM40 247V246H39ZM115 248V247H114ZM121 248V247H120ZM123 248V247H122ZM34 249V250H33ZM110 249V248H109ZM112 247L110 249V252H112ZM212 249V247H211ZM49 250V249H48ZM108 250V249H107ZM83 251V250H82ZM196 253V252H195ZM193 254V253H192ZM113 255V254H112ZM69 256V255H68ZM115 257V256H113ZM68 259V258H67ZM187 259V258H186ZM9 260V261H8ZM114 260V259H113ZM65 262V263H63ZM111 262V261H110ZM221 262V261H220ZM70 264V263H69ZM75 264V263H72ZM78 264V263H77ZM114 264V263H113Z\"/></svg>",
    "mask_w": 264,
    "mask_h": 264
}]
</instances>
